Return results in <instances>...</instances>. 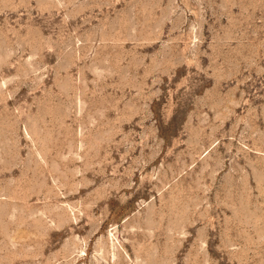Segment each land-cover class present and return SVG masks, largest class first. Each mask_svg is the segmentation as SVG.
<instances>
[{
	"label": "rangeland",
	"instance_id": "rangeland-1",
	"mask_svg": "<svg viewBox=\"0 0 264 264\" xmlns=\"http://www.w3.org/2000/svg\"><path fill=\"white\" fill-rule=\"evenodd\" d=\"M0 264H264V0H0Z\"/></svg>",
	"mask_w": 264,
	"mask_h": 264
}]
</instances>
